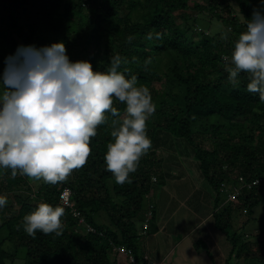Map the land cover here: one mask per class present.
Returning <instances> with one entry per match:
<instances>
[{
	"label": "trees",
	"instance_id": "1",
	"mask_svg": "<svg viewBox=\"0 0 264 264\" xmlns=\"http://www.w3.org/2000/svg\"><path fill=\"white\" fill-rule=\"evenodd\" d=\"M261 7L260 0H0V74L5 58L20 45H35L39 30L47 27L56 34L53 43H64L70 61L87 60L107 71L119 55L124 62L118 70L146 85L156 105L147 121L152 147L130 173V183L117 184L106 168L111 114L91 139L86 165L66 183L12 178L10 170L0 169V195L7 197L0 208V264H14L19 248L25 250L24 264H128L114 250L119 245L141 260L136 221H150L154 205L144 207V201L166 182L164 157L154 143L162 131L186 138L194 150L215 195V226L232 245L228 260L264 264V231L255 239L242 236L232 215L241 208L252 215L264 203V102L247 90L246 73L236 86L228 73L235 41L253 9ZM114 106L122 118L126 106L119 101ZM240 176L261 181L240 186L237 198L229 200L226 189L240 185ZM65 189L72 207L61 203ZM41 202L65 208L60 235L37 231L33 237L24 231L23 217ZM100 212L107 222L97 219Z\"/></svg>",
	"mask_w": 264,
	"mask_h": 264
},
{
	"label": "clouds",
	"instance_id": "2",
	"mask_svg": "<svg viewBox=\"0 0 264 264\" xmlns=\"http://www.w3.org/2000/svg\"><path fill=\"white\" fill-rule=\"evenodd\" d=\"M260 3L234 43L228 73L233 86L246 73L247 90L264 102V0ZM123 62L115 55L107 71H97L90 61H70L63 42L18 46L0 74V169L10 170L12 178L66 183L86 165L91 139L111 114L106 168L117 184L130 183V173L152 147L147 121L156 105L146 85L118 70ZM116 101L126 106L122 118ZM6 204L7 197L0 195V208ZM64 214V207L41 202L23 217L24 231L33 237L37 231L60 235Z\"/></svg>",
	"mask_w": 264,
	"mask_h": 264
},
{
	"label": "crops",
	"instance_id": "3",
	"mask_svg": "<svg viewBox=\"0 0 264 264\" xmlns=\"http://www.w3.org/2000/svg\"><path fill=\"white\" fill-rule=\"evenodd\" d=\"M162 155L165 159L163 152ZM190 156L194 160L190 159L189 164L185 165L180 163L183 166L180 168L178 164L177 170L173 171L174 175L164 168L166 182L159 187V201L149 202V205L154 204V215L146 225L149 232L144 230L145 250L140 256L164 264H226L232 245L227 244L229 240L226 234L215 228L214 192L202 175L194 150ZM191 168H198L194 175L189 172ZM177 174L179 177H174ZM172 185L180 194L170 188ZM199 242L204 245H197ZM220 242L224 248L219 246Z\"/></svg>",
	"mask_w": 264,
	"mask_h": 264
},
{
	"label": "rangeland",
	"instance_id": "4",
	"mask_svg": "<svg viewBox=\"0 0 264 264\" xmlns=\"http://www.w3.org/2000/svg\"><path fill=\"white\" fill-rule=\"evenodd\" d=\"M214 28L216 26L215 23L212 25ZM56 37V34L49 28L43 27L39 30L36 43L35 45L38 48L45 47V46H51L54 42V39ZM2 90V89H0ZM155 144L159 145L162 152L165 155L164 159V168L168 170V172L173 174V171L177 170V168L182 165L189 164L190 159H193V157L190 156L191 151L193 150L190 144L188 143L186 138L178 137L170 132L162 131L159 133V137L154 141ZM189 150V151H188ZM191 150V151H190ZM186 159V160H185ZM184 160V162H183ZM197 162V161H195ZM182 165H181V164ZM199 163V161H198ZM179 164V166H178ZM178 166V167H176ZM198 170V168H191L189 170L190 174L194 175V171ZM174 177H179V174L175 175ZM208 184L205 182V186ZM175 185H172L170 188L177 194H180V192L174 187ZM208 190L207 188H205ZM160 189L156 188L154 192L150 194L148 198L144 201V207H147L149 205V202L152 201L153 203L156 202V200L161 198V193L159 191ZM203 192V190H202ZM212 194V192H210ZM214 194V193H213ZM154 205V204H153ZM156 205V204H155ZM202 210L200 209V212ZM198 212V213H200ZM233 226L234 230L238 232V234H241L242 236H247V238L255 239V233L258 230L264 231V203L259 204L253 211L252 215L245 214L243 209H238L233 211ZM97 219L101 222H107V217L104 213L100 212ZM137 227L140 231V234L142 235L141 241L139 243V254H142L145 250V237L144 230H148L147 222L144 220H137L136 221ZM214 228V227H213ZM216 230L219 231V229L215 226ZM151 229V228H150ZM204 230V229H203ZM202 231V230H200ZM205 231V230H204ZM255 237V238H254ZM227 244H230V241L227 242ZM219 246L221 248H224L223 243H219ZM226 248V247H225ZM229 256V255H228ZM228 259V257H227ZM25 262V250L24 248H19L18 250V257L15 260L14 264H24ZM228 264H259L255 259H243V258H236L233 257L228 260Z\"/></svg>",
	"mask_w": 264,
	"mask_h": 264
},
{
	"label": "built area",
	"instance_id": "5",
	"mask_svg": "<svg viewBox=\"0 0 264 264\" xmlns=\"http://www.w3.org/2000/svg\"><path fill=\"white\" fill-rule=\"evenodd\" d=\"M258 180H259V182L261 181V179H258ZM239 181H240V185L234 186V188L230 189V190L226 189V191L228 192V199L229 200L237 198V196L240 194V190H241L240 186L241 187L247 186V187L251 188L253 185H255L253 183V181H255V180H253L252 182L249 183V182H247V180H245L244 176H240ZM61 203L66 207H72L73 202H72V198H71V192L69 189H65L62 192ZM75 214L77 216H79L80 213L76 212ZM80 223L83 224L84 226H86L87 231L93 230V228L91 226H89L85 223L84 218H80ZM114 250L116 251V253L123 254L125 256L126 262L128 264H144L145 262L147 264H164V262L152 260L146 256H143L142 259L139 260L138 257L132 252L131 249H128L123 245H119V246L114 247Z\"/></svg>",
	"mask_w": 264,
	"mask_h": 264
}]
</instances>
